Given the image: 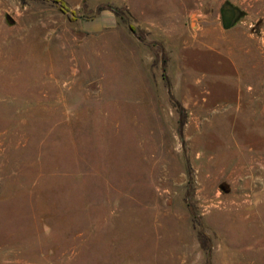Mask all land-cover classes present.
I'll use <instances>...</instances> for the list:
<instances>
[{"label": "rangeland", "instance_id": "rangeland-1", "mask_svg": "<svg viewBox=\"0 0 264 264\" xmlns=\"http://www.w3.org/2000/svg\"><path fill=\"white\" fill-rule=\"evenodd\" d=\"M173 1L0 0V264H264V0Z\"/></svg>", "mask_w": 264, "mask_h": 264}, {"label": "crops", "instance_id": "crops-1", "mask_svg": "<svg viewBox=\"0 0 264 264\" xmlns=\"http://www.w3.org/2000/svg\"><path fill=\"white\" fill-rule=\"evenodd\" d=\"M66 5L77 11L92 10L97 11L99 5H110L101 8L94 16H87L82 20V16H79L81 21L80 26L87 32H96L102 28H109L116 26L121 20L120 16L115 13V8L118 6L125 7L129 11L133 19H145L153 23L154 25L169 28V42L173 44V0H64ZM182 5L191 3V12H194V0H181ZM99 18L102 21L99 22ZM205 20V19H203ZM96 22V23H94ZM102 22V23H101ZM203 32L201 35L193 36V41L199 43L210 44L213 39L218 40L217 37L211 36L209 29L202 23ZM241 89V88H240Z\"/></svg>", "mask_w": 264, "mask_h": 264}, {"label": "water", "instance_id": "water-1", "mask_svg": "<svg viewBox=\"0 0 264 264\" xmlns=\"http://www.w3.org/2000/svg\"><path fill=\"white\" fill-rule=\"evenodd\" d=\"M223 8H226V9L229 10V17H228L227 20L224 21L223 24H224L225 27H231L234 24H236V22L239 20L240 14H241V10H240V8H238L237 6L233 5L229 1H226L223 4Z\"/></svg>", "mask_w": 264, "mask_h": 264}, {"label": "trees", "instance_id": "trees-1", "mask_svg": "<svg viewBox=\"0 0 264 264\" xmlns=\"http://www.w3.org/2000/svg\"><path fill=\"white\" fill-rule=\"evenodd\" d=\"M54 1L59 2V8H60L63 12H65L70 18H73V17L75 16V13H76V12H75L73 9H70V8L66 5L65 1H63V0H54Z\"/></svg>", "mask_w": 264, "mask_h": 264}, {"label": "flooded vegetation", "instance_id": "flooded-vegetation-1", "mask_svg": "<svg viewBox=\"0 0 264 264\" xmlns=\"http://www.w3.org/2000/svg\"><path fill=\"white\" fill-rule=\"evenodd\" d=\"M225 2H226V1H225ZM225 2L222 3V5H221V9H220V11H221V17H222L221 19H222V22H223V23H224V21L227 20L228 17H229V10L226 9V8H223V4H224ZM241 15H242V12H241V14H240V17H241Z\"/></svg>", "mask_w": 264, "mask_h": 264}]
</instances>
